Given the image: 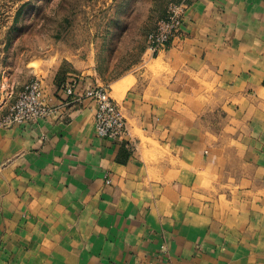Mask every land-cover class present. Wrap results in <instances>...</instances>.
Returning a JSON list of instances; mask_svg holds the SVG:
<instances>
[{"label":"crops","instance_id":"obj_1","mask_svg":"<svg viewBox=\"0 0 264 264\" xmlns=\"http://www.w3.org/2000/svg\"><path fill=\"white\" fill-rule=\"evenodd\" d=\"M185 2L148 64L106 82L72 53L41 74L61 113L0 127V264H264V0ZM70 75L108 86L123 139Z\"/></svg>","mask_w":264,"mask_h":264},{"label":"rangeland","instance_id":"obj_2","mask_svg":"<svg viewBox=\"0 0 264 264\" xmlns=\"http://www.w3.org/2000/svg\"><path fill=\"white\" fill-rule=\"evenodd\" d=\"M169 1L0 0L3 92L17 94L32 77L62 60L63 68L65 57L84 56L88 47L106 82L133 64H148L145 36Z\"/></svg>","mask_w":264,"mask_h":264},{"label":"built area","instance_id":"obj_3","mask_svg":"<svg viewBox=\"0 0 264 264\" xmlns=\"http://www.w3.org/2000/svg\"><path fill=\"white\" fill-rule=\"evenodd\" d=\"M185 0L169 1L164 14L154 23L153 28L145 36L142 58L153 57L168 48L178 36L184 21ZM77 76L70 75L58 86L61 95L75 99L88 98L95 103L94 130L96 136L112 140L123 139L128 134L126 118L120 105L111 97L106 85L86 88L82 94L77 90ZM64 102L49 103L44 95L41 77H33L27 81L17 93L15 99L0 114V127H10L21 122H36L39 119L61 113ZM106 182H110L107 178ZM157 264H167L162 258Z\"/></svg>","mask_w":264,"mask_h":264},{"label":"trees","instance_id":"obj_4","mask_svg":"<svg viewBox=\"0 0 264 264\" xmlns=\"http://www.w3.org/2000/svg\"><path fill=\"white\" fill-rule=\"evenodd\" d=\"M164 11H165V10H164ZM163 14H164V13H163ZM163 14H162V15H163ZM152 28H153V27H152ZM152 28H151V29H152ZM149 31H150V30H149ZM149 31H148V32H149ZM148 32H147V33H148Z\"/></svg>","mask_w":264,"mask_h":264}]
</instances>
